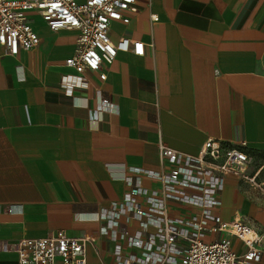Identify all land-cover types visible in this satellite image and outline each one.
Instances as JSON below:
<instances>
[{"label":"crops","instance_id":"1","mask_svg":"<svg viewBox=\"0 0 264 264\" xmlns=\"http://www.w3.org/2000/svg\"><path fill=\"white\" fill-rule=\"evenodd\" d=\"M125 16L128 23L109 27L117 53L103 67L106 79L86 72V85L70 92L61 78L75 75L64 63L76 31L53 32L30 13L38 45L15 56L0 46V264H17L8 246L19 239L56 230L91 239L88 264H115L120 240L100 233L97 214L122 199L126 176L159 188L132 168L170 170L160 144L196 155L207 139L245 142L253 180L226 175L214 212L264 230V0H137ZM134 43L142 44L138 52ZM101 97L115 113L96 110ZM167 206L171 216L196 211L170 199ZM120 223L130 233L137 228L127 216ZM230 240L234 252L246 251ZM247 264H264V254Z\"/></svg>","mask_w":264,"mask_h":264},{"label":"built area","instance_id":"2","mask_svg":"<svg viewBox=\"0 0 264 264\" xmlns=\"http://www.w3.org/2000/svg\"><path fill=\"white\" fill-rule=\"evenodd\" d=\"M137 0H0V46L7 55L35 48L39 36L29 18L36 13L49 30H74L77 33L74 53L65 61L75 75L61 78L65 92L86 85L83 75L96 74L106 79L103 67L116 57L117 49L109 37V27L115 21L128 23L126 10ZM134 43V50L136 45ZM142 53V46H140ZM138 52V49L135 50ZM101 113H115L117 107L101 97L96 105ZM245 142L223 145L207 139L196 155H186L159 145L161 162L172 168L154 172L132 168L159 183V188H147L139 177L126 176L128 190L118 202L103 208L97 219L102 221L100 233L109 236L114 245L115 264H247L264 254V230L254 231L242 220L225 222L214 212L219 205L218 194L223 189V178L232 175L252 182L246 175L251 157ZM174 200L196 208L187 215L171 216L167 200ZM7 212L12 213L8 207ZM127 216L137 228L130 233L120 223ZM222 232L218 241L205 242V233ZM246 246L237 254L231 248V237ZM84 237H70L63 230L47 236L21 238L8 249L17 255V264H88L85 259ZM123 246L138 254H124Z\"/></svg>","mask_w":264,"mask_h":264}]
</instances>
